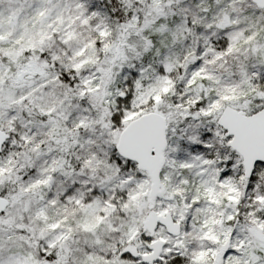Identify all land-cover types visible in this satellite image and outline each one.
I'll return each instance as SVG.
<instances>
[{"label": "snow or ice", "instance_id": "snow-or-ice-1", "mask_svg": "<svg viewBox=\"0 0 264 264\" xmlns=\"http://www.w3.org/2000/svg\"><path fill=\"white\" fill-rule=\"evenodd\" d=\"M0 264H264V0H0Z\"/></svg>", "mask_w": 264, "mask_h": 264}]
</instances>
